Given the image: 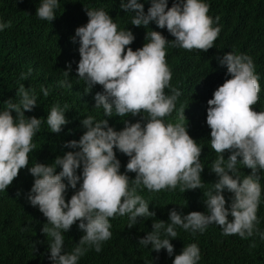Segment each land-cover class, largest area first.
<instances>
[{"label": "clouds", "instance_id": "9594fccd", "mask_svg": "<svg viewBox=\"0 0 264 264\" xmlns=\"http://www.w3.org/2000/svg\"><path fill=\"white\" fill-rule=\"evenodd\" d=\"M120 7L134 13L132 25L147 28L155 22L175 39L169 41L160 32L151 30L143 47L133 51L126 47L135 39L130 30H118L103 9H86L88 22L78 27L72 38L73 42L79 39L77 76L85 82V93L95 85L103 87V92L94 96V107H102L105 117H113V112L121 118L139 116L142 112L147 116L142 117L143 124L125 120L120 131L109 126L107 119L96 121L88 116L81 121L86 131L80 139L65 144L79 150L57 156L52 164L36 163L29 168L35 178L29 200L47 218L42 232L51 238L49 258L53 264H78L89 249L101 252L102 243L112 236L109 218L127 214L131 228L138 218L155 217V212L149 211V203L137 194L138 189L159 192L180 186L184 193L204 186L200 175L204 168L200 160L202 148L183 124L165 123L163 119L173 112L181 94L176 89L171 95L165 94L171 81L165 49L171 42L173 47L207 52L214 46L220 28L213 26L204 0H174L171 7L168 0H151L147 14L138 0H121ZM58 8L59 0H40L36 16L52 22ZM9 27L10 21L0 22V31ZM218 59L221 65L226 64L231 78L207 101L210 146L217 154L210 170L218 180L204 193L206 212L182 215L173 209L169 213L170 223L153 222L152 230L139 239L140 245H151L156 252L165 249L169 256L174 252L170 241L177 237L175 226L203 233L210 224H216L225 236L238 235L244 239L259 234L264 240V232L257 228L262 191L259 173L264 171V111L253 108L260 99L259 76L252 58L246 54L228 52ZM70 72L69 64L63 74L68 77ZM21 79L26 80L27 74L22 73ZM61 86L71 87L63 81ZM41 91L45 97L49 95L47 88L42 87ZM16 97L17 101H4L6 107L0 111V191L6 190L19 171L28 167L29 153L35 147L33 137L42 123L34 116L25 117V111H32L37 104L35 90L20 84ZM67 107H51L46 118L50 132L59 133L69 123L64 110ZM181 119H185L184 110ZM114 149L129 157L126 172L136 173L135 179L120 173L121 164ZM225 151L231 153L227 160ZM238 163L251 169V174L241 179ZM57 166L62 169L59 173ZM81 168L82 173L77 175ZM81 180L79 189L66 202L67 187L76 189ZM225 189L234 194L229 208L225 206ZM229 216L233 218L231 221ZM77 221L85 234L70 253L62 254L65 239L62 231H69ZM200 259L199 247L192 243L175 255L173 264H198Z\"/></svg>", "mask_w": 264, "mask_h": 264}, {"label": "trees", "instance_id": "16d2710c", "mask_svg": "<svg viewBox=\"0 0 264 264\" xmlns=\"http://www.w3.org/2000/svg\"><path fill=\"white\" fill-rule=\"evenodd\" d=\"M121 0H59L56 18L52 21L41 20L36 16L40 0H0V22H11V27L0 31V111L6 107L4 101H17V88L20 84L31 87L37 95V104L32 111H25V117H36L42 123L33 137L34 149L29 153V165L19 171L6 190L0 191V264H53L50 257V237L42 232L47 218L40 212L38 206H32L29 200L34 177L29 168L36 163L52 164L57 156L66 152L77 151L65 147L66 142L79 140L86 129L81 121L88 116L96 121L107 119L109 126L120 131L125 127L124 121L131 123L140 121L147 113L139 116L105 117L101 108H96L94 96L103 92L101 85H95L90 92L85 93V82L78 78L77 67L80 60L79 39L75 37L76 29L86 25L88 16L86 9L106 11L117 24L118 30H130L135 39L126 47L133 51L142 48L147 42L148 31L160 32L167 40L175 39L166 28H159L151 22L147 28L131 24L134 13L126 12L120 7ZM127 2V0H125ZM209 6L208 15L213 18L214 27L220 32L214 41V46L207 52L200 50L188 51L173 47L171 42L166 45V62L171 71L170 86L165 88V94L171 95L176 89L181 94L175 101L173 112L164 117L165 123H181L187 132L202 148L201 172L203 187L181 192L180 186L175 190L164 189L159 192H149L145 188L137 190L149 203V211L155 212V217L138 218L137 223L128 228L129 217L115 216L109 218L111 238L102 243V251L97 253L94 248L83 255L78 264H173L175 255L182 252L189 244L196 243L201 259L198 264H264V240L259 234L242 239L238 235L225 236L216 224H210L203 233L185 231L175 226L177 237L171 239L174 252L168 255L165 249L153 251L151 245L145 247L139 244L152 230L153 222L170 223L169 213L175 209L182 215L193 211L206 212L204 193L212 189L218 180L210 170L217 154L210 146L211 129L206 123L207 101L213 97L214 91L231 76L227 74V66L221 65L220 57L225 53L246 54L252 58L255 72L259 76V101L253 106L255 111H264V0H204ZM144 6L147 14L151 0H138ZM174 0H168L171 7ZM218 18V19H217ZM71 72L65 77L63 71ZM27 74V79H21V74ZM71 87L61 86V82ZM47 88L49 95L45 97L41 88ZM54 105L61 108L64 105L65 117L69 121L62 126L59 133H52L46 123L50 109ZM184 110L185 119H181ZM12 115L15 117L16 113ZM120 161V173L135 179L136 173L126 172L129 157L114 149ZM225 160L231 153L224 152ZM242 157H238V160ZM241 179L251 174V169L244 168L240 163ZM62 169L57 166L56 172ZM82 168L77 170V175ZM261 198L257 211L259 232H264V171L259 173ZM66 185L67 180L63 181ZM67 187L66 202L80 187ZM226 208L230 207L234 194L226 189L223 192ZM229 221L233 218L228 217ZM74 223L64 235L63 253H70L81 237L85 234ZM51 227V225H49ZM162 238L163 233H162ZM255 244V247L251 245Z\"/></svg>", "mask_w": 264, "mask_h": 264}]
</instances>
